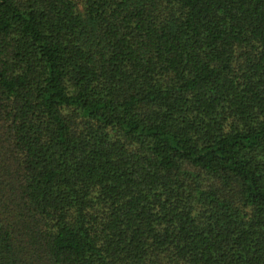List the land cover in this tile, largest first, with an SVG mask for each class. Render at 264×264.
I'll return each instance as SVG.
<instances>
[{
  "label": "trees",
  "instance_id": "1",
  "mask_svg": "<svg viewBox=\"0 0 264 264\" xmlns=\"http://www.w3.org/2000/svg\"><path fill=\"white\" fill-rule=\"evenodd\" d=\"M0 264H264V0H0Z\"/></svg>",
  "mask_w": 264,
  "mask_h": 264
}]
</instances>
